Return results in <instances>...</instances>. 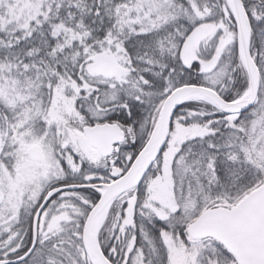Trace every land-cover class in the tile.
Masks as SVG:
<instances>
[{"label":"snow or ice","instance_id":"obj_1","mask_svg":"<svg viewBox=\"0 0 264 264\" xmlns=\"http://www.w3.org/2000/svg\"><path fill=\"white\" fill-rule=\"evenodd\" d=\"M0 264H264V0H0Z\"/></svg>","mask_w":264,"mask_h":264}]
</instances>
